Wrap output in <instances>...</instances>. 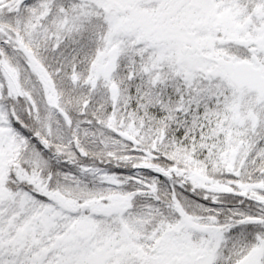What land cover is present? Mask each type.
Listing matches in <instances>:
<instances>
[{"label": "snow or ice", "instance_id": "6c2138e0", "mask_svg": "<svg viewBox=\"0 0 264 264\" xmlns=\"http://www.w3.org/2000/svg\"><path fill=\"white\" fill-rule=\"evenodd\" d=\"M0 264H264V0H0Z\"/></svg>", "mask_w": 264, "mask_h": 264}]
</instances>
